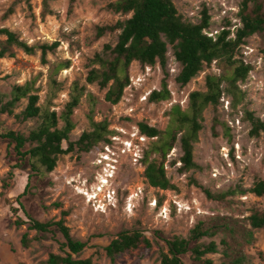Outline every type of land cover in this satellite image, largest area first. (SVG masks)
Instances as JSON below:
<instances>
[{
  "label": "rangeland",
  "instance_id": "1",
  "mask_svg": "<svg viewBox=\"0 0 264 264\" xmlns=\"http://www.w3.org/2000/svg\"><path fill=\"white\" fill-rule=\"evenodd\" d=\"M43 1L0 0V27L11 29L36 47L33 54L14 47V56L0 59V93H9L14 84L31 82L40 104L45 105L52 96L54 68L59 62L70 60L71 66L55 75L61 87L53 97L51 109L57 110L58 114L64 110L75 82L85 87L73 114L76 127L71 133L72 140L92 129L90 112L93 106V119L108 120L111 129L134 132L139 122H145L164 130L169 122L167 112L173 105L179 104L187 109L189 94L194 90H206L207 75H223L230 70L224 63L214 61L186 86H181L175 79L181 67L169 46L170 100L155 103L143 99L155 87H161L164 73L159 64L148 71L134 62L130 68L131 85L119 103L111 104L105 98L108 87L100 88L96 82L87 81L92 68L89 62L96 53L103 51L105 44L114 46L118 39L119 31L107 32L98 38L97 28L123 21L131 14L110 9L109 4L116 0H78L73 5L69 0H48V9ZM241 2L174 0L179 13L193 23L199 22L201 9L207 5L212 15V26L207 32L214 36L224 28L235 31L241 25L238 16ZM4 39L5 36H0V40ZM54 42H59L58 47L48 51L43 62L40 46ZM237 57L253 65L246 81L240 82L245 99L234 109L227 110L221 104L218 109L210 106L204 111L203 129L194 151L200 168L180 171L182 150L177 142L166 162L167 175L175 189L151 187L144 176L145 166L141 158L151 140L136 139L138 145L134 149L142 155L138 162L133 158L134 149L126 154L117 149L112 177H109V165L98 160L101 147L98 144L87 153L73 152L61 156L53 172L44 178L33 179L23 198L29 213L38 220L49 221L59 220L63 217L62 211H68L64 218L71 233L88 243L80 256L91 257L94 264H161L162 254L168 252L166 240L175 236L187 238L200 220L215 223L221 217H228L249 226L248 216L264 210V196L248 193L218 202L209 199L193 182V179L197 180L213 192H221L238 183L250 187L256 180L264 179V131L259 137L251 136V122L243 119L245 111H250L264 120V32L249 37ZM224 98L230 100L227 96ZM25 104L26 100H23L16 111H21ZM215 118L221 123L217 124ZM237 118L240 124L236 123ZM0 120L26 134L36 124V120L20 122L7 114L1 115ZM230 121H234V126ZM225 122L232 128L231 139ZM16 162L13 147L0 141V264H47L50 253H63L60 245L65 240L60 233L37 234L28 231L27 225L17 227L14 224L17 215L11 207L24 192L29 174L27 168L16 167ZM87 192L93 194L92 199ZM133 228L141 229L152 246L148 248L142 244L112 261L104 247L121 230ZM27 231L29 244L24 246L21 239ZM254 234L255 240L246 245V252L254 258L255 264H264V228L257 229ZM224 237L221 232L200 242L216 241L220 244ZM204 258H211L214 264H222L224 259L221 252L209 253ZM184 263L202 264L193 258L191 252L184 257Z\"/></svg>",
  "mask_w": 264,
  "mask_h": 264
},
{
  "label": "trees",
  "instance_id": "2",
  "mask_svg": "<svg viewBox=\"0 0 264 264\" xmlns=\"http://www.w3.org/2000/svg\"><path fill=\"white\" fill-rule=\"evenodd\" d=\"M69 1L73 5L78 0ZM43 3L45 9H48V0ZM109 8L131 16L115 24L97 28L98 38L107 32L119 31L118 39L114 46L105 44L103 51L96 53L90 60L89 65L92 68L86 79L89 83L96 82L100 88L108 87L105 98L111 104L119 103L126 88L131 85L130 68L134 62H138L143 69L147 66L155 67L157 64L161 66L164 73L161 87L150 93L148 101L157 103L170 100L172 95L168 87L170 73L167 66L169 46L181 67L175 78L181 86H186L205 66L214 61L224 63L230 68L229 72L223 75H207L206 90L192 91L189 94L187 109H183L179 104L173 105L167 112L169 122L164 130L145 122L138 123L141 134L151 140L141 158L148 184L162 190L175 189L176 186L167 175L166 162L177 142H180L182 150V156L179 158L180 171L200 168L195 161L194 151L199 133L203 129L204 111L210 106L218 109L224 96L230 98L233 109L245 99L240 82L246 81L253 65L237 56L249 37L264 32V0H242L238 12L241 25L235 31L224 28L215 36L207 32L212 26V15L205 4L197 23L185 20L174 0H116L109 4ZM0 36H5L4 40H0V59L14 56V47L27 54L35 53V46L28 44L7 27H0ZM58 45L59 42H54L40 46L43 62L46 61L47 52L55 50ZM70 66L71 61L64 60L54 68L51 76L52 96L45 105L40 104L39 95L34 92L35 87L31 82L14 84L9 93H0V116H14L20 122L36 120V124L27 134L6 126L0 120V141L7 142L8 147H13L16 167L29 170L24 192L16 198L11 207L12 212L17 215L14 224L17 227L27 225L28 231H36L37 234L60 233L63 236L65 241L60 245L63 253H50L47 264H94L91 257L80 256L88 243L71 233V228L64 218L68 211H62L63 217L59 220L41 221L29 213L23 200L32 180L44 178L53 172L61 156L73 152L87 153L101 142L108 141L110 134L117 132L110 128L108 120L93 119V106L90 112L92 129L84 131L77 140L71 139V133L76 127L74 110L81 102L85 87L75 82L71 98L64 110L58 114L57 110L51 109L53 97L61 87L55 75ZM23 100H26V104L17 112ZM91 102L94 104V99H91ZM243 119L251 122V136L259 137L261 131H264V120L256 117L253 112L245 111ZM215 122L221 123L218 118H215ZM223 124L231 139L232 128L227 122ZM193 182L203 189L209 199L218 202L230 201L236 196L248 193L264 196V179L256 180L250 187L238 183L221 192H213L200 185L197 180L193 179ZM54 205L60 206L58 203ZM247 221L249 226L241 225L238 220L228 217H221V220L215 223L200 220L190 230L187 238L175 236L166 240L168 252L162 254L161 264H185L184 257L189 252L202 264H214L211 258L204 257L209 253L218 252H221L224 258L222 264H255L254 258L246 252V245L255 240L254 233L257 229L264 228V210L254 211ZM28 231L21 239L24 246L29 244ZM221 232L225 237L220 244L216 241L200 242L205 237H215ZM193 243L195 245L192 246ZM142 244L148 248L152 246L150 239L141 229H124L104 249L107 256L114 261L118 255Z\"/></svg>",
  "mask_w": 264,
  "mask_h": 264
},
{
  "label": "built area",
  "instance_id": "3",
  "mask_svg": "<svg viewBox=\"0 0 264 264\" xmlns=\"http://www.w3.org/2000/svg\"><path fill=\"white\" fill-rule=\"evenodd\" d=\"M151 66H147L146 70H151ZM154 89H160L158 87H155ZM153 89V90H154ZM151 90L147 95L144 96V100H148V97L150 93L153 91ZM222 104H224V107L229 110L231 107L230 100L222 98ZM236 123L240 124V119H236ZM230 125L234 126V121H230ZM114 130V129H113ZM116 133L110 134L108 136V141H103L100 143V157L98 160L102 161V159L111 158L112 156L117 155V149H120L122 154H126L127 152H131L134 149V146L138 145L136 142V139L138 138L141 141L150 140L149 137L146 135L141 134L139 126L136 128V131L134 132H124V130H116ZM133 158L135 161L138 162V160L142 157V155H139L138 151L134 149L133 151ZM116 167V166H114ZM86 195L90 197V199L93 198V194L87 192ZM156 204V200H155Z\"/></svg>",
  "mask_w": 264,
  "mask_h": 264
},
{
  "label": "clouds",
  "instance_id": "4",
  "mask_svg": "<svg viewBox=\"0 0 264 264\" xmlns=\"http://www.w3.org/2000/svg\"><path fill=\"white\" fill-rule=\"evenodd\" d=\"M105 162L106 164L109 165V174H111V171L113 170V168H115L114 166H116L115 164L117 163V157L112 156L111 158H107V159H102L101 163ZM104 168H106V166H104ZM112 177V174L109 176ZM104 179H107L106 177Z\"/></svg>",
  "mask_w": 264,
  "mask_h": 264
},
{
  "label": "bare ground",
  "instance_id": "5",
  "mask_svg": "<svg viewBox=\"0 0 264 264\" xmlns=\"http://www.w3.org/2000/svg\"><path fill=\"white\" fill-rule=\"evenodd\" d=\"M101 162V161H100ZM105 182H106V180H105Z\"/></svg>",
  "mask_w": 264,
  "mask_h": 264
}]
</instances>
